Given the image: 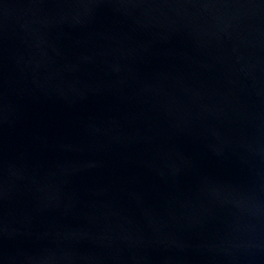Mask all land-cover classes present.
<instances>
[{"label":"water","instance_id":"1","mask_svg":"<svg viewBox=\"0 0 264 264\" xmlns=\"http://www.w3.org/2000/svg\"><path fill=\"white\" fill-rule=\"evenodd\" d=\"M0 264H264V0H0Z\"/></svg>","mask_w":264,"mask_h":264}]
</instances>
